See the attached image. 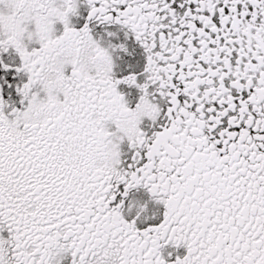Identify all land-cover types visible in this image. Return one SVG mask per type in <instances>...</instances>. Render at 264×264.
Listing matches in <instances>:
<instances>
[{
  "label": "snow or ice",
  "instance_id": "obj_1",
  "mask_svg": "<svg viewBox=\"0 0 264 264\" xmlns=\"http://www.w3.org/2000/svg\"><path fill=\"white\" fill-rule=\"evenodd\" d=\"M0 264H264V0H0Z\"/></svg>",
  "mask_w": 264,
  "mask_h": 264
}]
</instances>
